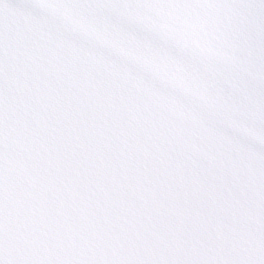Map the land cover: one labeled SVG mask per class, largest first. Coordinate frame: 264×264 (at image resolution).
Returning a JSON list of instances; mask_svg holds the SVG:
<instances>
[{
    "label": "snow or ice",
    "instance_id": "obj_1",
    "mask_svg": "<svg viewBox=\"0 0 264 264\" xmlns=\"http://www.w3.org/2000/svg\"><path fill=\"white\" fill-rule=\"evenodd\" d=\"M0 264H264V0H0Z\"/></svg>",
    "mask_w": 264,
    "mask_h": 264
}]
</instances>
